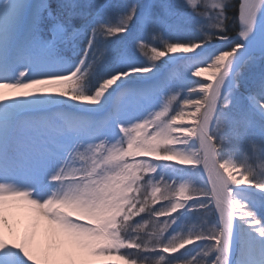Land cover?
Segmentation results:
<instances>
[{"label": "snow or ice", "instance_id": "6c2138e0", "mask_svg": "<svg viewBox=\"0 0 264 264\" xmlns=\"http://www.w3.org/2000/svg\"><path fill=\"white\" fill-rule=\"evenodd\" d=\"M233 8L0 0V264H264V0Z\"/></svg>", "mask_w": 264, "mask_h": 264}, {"label": "rangeland", "instance_id": "374dc122", "mask_svg": "<svg viewBox=\"0 0 264 264\" xmlns=\"http://www.w3.org/2000/svg\"><path fill=\"white\" fill-rule=\"evenodd\" d=\"M82 2H85V0H82ZM100 2H103V0H100ZM113 2H122V0H113ZM239 3H240V0H239ZM204 67L206 68V66H204ZM181 69H182V62L173 63V64L166 66V73L167 74L178 73L181 71ZM206 78H207L206 74H205V76L200 77V79H206ZM185 110H187V108ZM162 203H163V201H158L156 206L158 207Z\"/></svg>", "mask_w": 264, "mask_h": 264}, {"label": "trees", "instance_id": "16d2710c", "mask_svg": "<svg viewBox=\"0 0 264 264\" xmlns=\"http://www.w3.org/2000/svg\"><path fill=\"white\" fill-rule=\"evenodd\" d=\"M232 3L234 5H236V8H233V9H229L227 15L232 19V20H236L237 17H238V5H239V0H232ZM228 27L231 29L232 28V23H229ZM239 30V25H238V22H237V25H236V29L235 31H238ZM235 31H233V35H235Z\"/></svg>", "mask_w": 264, "mask_h": 264}, {"label": "bare ground", "instance_id": "6f19581e", "mask_svg": "<svg viewBox=\"0 0 264 264\" xmlns=\"http://www.w3.org/2000/svg\"><path fill=\"white\" fill-rule=\"evenodd\" d=\"M210 73H211V70L206 69V72H205L206 76L209 75ZM190 110H191L190 108H187L186 111H190ZM177 123H190V121L186 119L185 121H179Z\"/></svg>", "mask_w": 264, "mask_h": 264}]
</instances>
